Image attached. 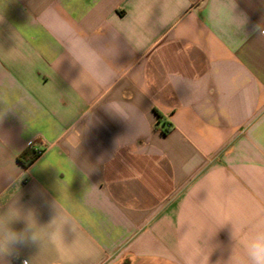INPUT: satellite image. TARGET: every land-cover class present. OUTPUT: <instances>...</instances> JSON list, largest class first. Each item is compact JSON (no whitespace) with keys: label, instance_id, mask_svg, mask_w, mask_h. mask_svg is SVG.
Masks as SVG:
<instances>
[{"label":"crops","instance_id":"0c3cea01","mask_svg":"<svg viewBox=\"0 0 264 264\" xmlns=\"http://www.w3.org/2000/svg\"><path fill=\"white\" fill-rule=\"evenodd\" d=\"M209 3L182 13L194 28L133 34L146 41L136 50L114 38L129 0H0V211L14 195L63 236L10 264H182L203 229L216 231V264L233 223L242 241L264 218V35L253 31L264 0H237L248 24L227 36L208 24ZM77 37L115 44L111 84L73 86L81 69L65 47ZM109 100L138 121L111 115Z\"/></svg>","mask_w":264,"mask_h":264},{"label":"clouds","instance_id":"9594fccd","mask_svg":"<svg viewBox=\"0 0 264 264\" xmlns=\"http://www.w3.org/2000/svg\"><path fill=\"white\" fill-rule=\"evenodd\" d=\"M191 5V0H129V18L123 26L114 28L115 35L123 33L136 50L143 49L146 41L133 39V34L155 36L163 30L183 23L194 28L191 15L186 20L181 19L182 13ZM207 22L211 29L220 35H235L244 33L248 24V17L243 11H238L237 0H210L208 5ZM3 23V17H0ZM264 35V28L258 24L253 29ZM70 33L66 31L64 36ZM12 39L16 41L15 32ZM65 52L71 59L72 66H80L79 78L73 81V86L90 84L94 91L95 86H107L115 79V66L113 61L118 50L113 43L97 44L83 38L66 41ZM86 76L87 80L81 82ZM9 108L0 109V119ZM106 110L114 116L127 121H138V113L114 100H109ZM77 146L74 148V150ZM22 221L24 227L20 230L13 228V224ZM191 228L182 239H187ZM237 229L233 223L231 239L234 242L231 255L226 262L218 260L216 264H264V218L257 221L248 231L245 238L240 241L236 235ZM206 233V234H205ZM216 231L203 229L195 238L192 248L182 257V264H210V256L218 245L210 244ZM63 241L62 232L52 225L41 227L38 225L35 214L31 209L19 206L18 200L9 198L7 206L0 211V264H10L6 257L18 254L19 249L25 246L38 244L41 248L45 244H54L57 240ZM237 246L242 253L237 252ZM25 264H33V260Z\"/></svg>","mask_w":264,"mask_h":264},{"label":"trees","instance_id":"16d2710c","mask_svg":"<svg viewBox=\"0 0 264 264\" xmlns=\"http://www.w3.org/2000/svg\"><path fill=\"white\" fill-rule=\"evenodd\" d=\"M23 156H21V162L25 165V166H29L34 160H35V156L31 157V158H23Z\"/></svg>","mask_w":264,"mask_h":264}]
</instances>
